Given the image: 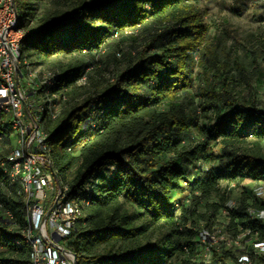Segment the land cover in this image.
<instances>
[{
    "label": "trees",
    "instance_id": "trees-1",
    "mask_svg": "<svg viewBox=\"0 0 264 264\" xmlns=\"http://www.w3.org/2000/svg\"><path fill=\"white\" fill-rule=\"evenodd\" d=\"M15 1L24 57L52 63L53 94L66 98L48 128L57 178L83 211L70 240L78 264H206L204 229L245 234L249 250L264 241V221L247 214L264 185V101L254 89L264 66L214 41L197 0ZM248 182L229 209L231 186ZM0 205L14 216L9 226L0 211V264H31L25 205L2 186ZM213 250L214 264L240 257Z\"/></svg>",
    "mask_w": 264,
    "mask_h": 264
},
{
    "label": "bare ground",
    "instance_id": "bare-ground-1",
    "mask_svg": "<svg viewBox=\"0 0 264 264\" xmlns=\"http://www.w3.org/2000/svg\"><path fill=\"white\" fill-rule=\"evenodd\" d=\"M13 31L25 33L16 37L14 67L16 73H20V81L24 84V88H28L30 92H32L33 97H37L40 109L39 127L40 131H45V134L42 137L43 159H45L46 165L52 173L53 178L57 180L58 194L62 195L61 205L69 206L72 203V210L74 216L77 217V221H66V228L71 237H73L74 233L77 231L79 222L83 217V211L80 207L81 204L78 203L80 200L78 199L79 201L77 202V200L70 198V185L57 178V173L53 167L54 145L50 141L49 123H47V119H49V122L51 120L59 119L63 104L66 101V98H63L60 102L57 101L56 99L58 98H55V95L53 94V88L59 83V73L57 71L41 72L24 57L23 41L27 33L26 30L20 26L19 16L14 20ZM85 80L86 79L83 78L80 82H84ZM7 141H10L9 145L8 143L6 144ZM2 143L7 145L5 147L9 149V152L0 163V170L4 176V182L0 183V186H2L5 193L8 195H14L21 199L26 207L27 226L21 231V243L30 250V263L36 264L34 259L37 257V249L33 246L36 218L30 216L29 194L27 192V180L25 179L26 176L34 175L33 158H31L30 149L26 147L27 135L26 131L23 130V124H14L13 126L12 122L6 121V114H0V144ZM69 151L73 152L74 150L69 148ZM8 156H17L22 169L15 170L12 168ZM253 195L255 201H258L261 206L258 208H256L258 205L255 208L254 206H251L247 209L249 220L264 221V185L256 186L253 189ZM236 205L237 203L231 201L227 207L229 209H234ZM2 208L3 206L0 205V211H2ZM8 213L12 218V220L7 222V225L10 226L11 222L14 220V216L10 211H8ZM16 225L17 224L12 225L11 229ZM215 233L214 230L211 232L207 229V232L202 230L199 235L198 247L199 250L204 249V256L202 255V259L206 264H214L213 248L219 250L220 247L224 248L226 251L240 253L237 264H264V262H260V258L264 257L263 240H257L251 243L252 250L250 249V251L249 248L251 246L248 247L247 242H245L249 239L247 236V240L246 238L244 239L245 234L242 238L241 236H235L231 231H228L223 236H220V238H216ZM220 242L221 246H218ZM74 258H77L75 253ZM251 258L252 261H248Z\"/></svg>",
    "mask_w": 264,
    "mask_h": 264
},
{
    "label": "built area",
    "instance_id": "built-area-1",
    "mask_svg": "<svg viewBox=\"0 0 264 264\" xmlns=\"http://www.w3.org/2000/svg\"><path fill=\"white\" fill-rule=\"evenodd\" d=\"M17 17L16 1L0 0V114H6V121L12 122L13 126L23 124L27 135L26 147L33 158L34 175L25 179L30 216L36 218L33 246L37 249V257L34 261L36 264H78V258H74L70 248L72 237L66 228V221H77V217L74 216L72 203L61 205L62 195L58 194L57 180L43 159L42 137L45 131H40L39 127L37 97L24 88L20 73H16L14 67L16 37L25 34L13 31ZM8 159L12 168L22 169L17 156H8ZM1 218L5 222L12 220L5 209H2Z\"/></svg>",
    "mask_w": 264,
    "mask_h": 264
},
{
    "label": "rangeland",
    "instance_id": "rangeland-1",
    "mask_svg": "<svg viewBox=\"0 0 264 264\" xmlns=\"http://www.w3.org/2000/svg\"><path fill=\"white\" fill-rule=\"evenodd\" d=\"M47 6L50 5L51 0H45ZM203 11L205 12L206 21L210 24V35L217 43L226 45L231 49V55L235 59L241 57L247 63L251 59L256 58L259 63L264 66V0H197ZM34 3H36L34 1ZM43 11L40 9V13ZM24 24V19L20 20V25ZM63 63H67L68 59L62 58ZM52 63L44 64L43 68L50 67ZM36 68V67H35ZM41 72H48L42 68H36ZM200 67L196 68V77L200 74ZM81 84L84 82H80ZM198 78L193 81V87L190 88V95L199 101ZM254 89L260 100L264 101V81H257L254 83ZM243 95H249V90L245 85L240 88ZM49 123V119H47ZM10 122V121H8ZM214 153L220 150L218 147L214 148ZM255 186L253 183H245L242 187H236L235 184L231 186L234 189L232 199L229 200L235 203L237 198L243 192V187ZM255 188V187H254ZM227 204V205H228ZM215 237L220 238L229 230L223 228H216L214 230ZM244 235H241L243 238ZM221 246V242L218 244ZM204 256V249H200L197 258L202 259Z\"/></svg>",
    "mask_w": 264,
    "mask_h": 264
}]
</instances>
